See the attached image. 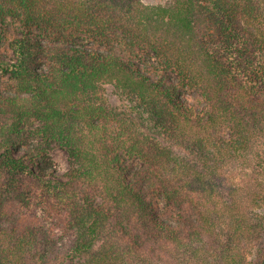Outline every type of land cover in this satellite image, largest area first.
Returning a JSON list of instances; mask_svg holds the SVG:
<instances>
[{"label":"trees","instance_id":"obj_1","mask_svg":"<svg viewBox=\"0 0 264 264\" xmlns=\"http://www.w3.org/2000/svg\"><path fill=\"white\" fill-rule=\"evenodd\" d=\"M0 13L100 41L15 38L0 60L14 120L0 206L45 220L7 228L0 207V264H264V0H0ZM31 117L67 151L65 174L14 152ZM126 157L142 163L131 177Z\"/></svg>","mask_w":264,"mask_h":264},{"label":"rangeland","instance_id":"obj_2","mask_svg":"<svg viewBox=\"0 0 264 264\" xmlns=\"http://www.w3.org/2000/svg\"><path fill=\"white\" fill-rule=\"evenodd\" d=\"M146 3H161L168 0H144ZM61 34H66V37H63ZM15 38H26L29 42H41L47 45H58L64 42V40H70L74 45L77 46H97L100 44V41L96 37H93L88 34L71 32L70 29H67L63 32L51 31V29L43 26H32L30 28L24 27L21 21L18 18H13L7 14L0 13V60H13L14 56L10 43ZM52 59V56L45 55L37 60V66L40 68H46ZM9 81V77L3 74L0 70V94L9 93L11 94L13 89L10 87V84L7 85L6 82ZM181 98L188 99L192 103L201 106L202 98L198 94L194 95L192 90L183 89L181 91ZM119 101V100H118ZM117 99L115 98V101ZM117 104V103H116ZM120 104V103H119ZM14 123L13 117L10 114L0 112V127H9ZM41 122L34 118L26 119L21 126L19 131L14 133L13 140H15L16 148L14 152L21 156L26 150L37 153L39 164L42 168L46 170H56L60 175L65 174L69 169V156L67 151L61 148H50L48 143H46L39 135V129ZM123 166L127 169L129 176L136 169L142 166V163L137 158H124ZM23 186L28 188L29 181L24 179L22 181ZM157 204L160 209H164L162 201L158 199ZM1 210H7L8 214L6 219L2 221L3 226L7 228H12L15 223H19V226H24L26 223L35 220L36 223L44 222L43 219V209L42 207H36L30 211L26 208L18 207L12 202H4V205L0 206ZM1 214V211H0ZM45 214V212H44ZM62 222L60 220L55 221V228L53 230L52 236L55 238L59 228L62 227ZM1 228H3L1 226ZM23 231V229H21ZM26 231V230H24ZM67 246L68 242L66 241ZM66 247V246H65ZM250 259V258H249ZM38 264H43V260H39Z\"/></svg>","mask_w":264,"mask_h":264}]
</instances>
